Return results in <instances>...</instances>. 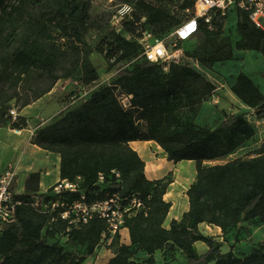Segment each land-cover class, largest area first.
Here are the masks:
<instances>
[{
    "label": "trees",
    "instance_id": "trees-1",
    "mask_svg": "<svg viewBox=\"0 0 264 264\" xmlns=\"http://www.w3.org/2000/svg\"><path fill=\"white\" fill-rule=\"evenodd\" d=\"M129 1L133 11L122 20V30H108L91 48L85 40L90 25L88 0H0V126L8 123L20 130L28 125L24 116L13 120L8 103L19 96L20 83L33 69L54 81L71 78L88 86L99 78L89 53L95 50L109 67H119L110 84L36 131L34 143L60 154L61 179L78 182V189L55 194L53 186L38 192L28 184L26 191L17 192L13 185L14 199L20 203L15 221L0 236V264H81L109 235L106 219L93 216L71 224L59 212L41 211L34 202L71 201L81 195L93 201L116 192L128 198L137 195L142 207L126 214L124 227L131 243L117 242L109 264H155L158 250L167 261L176 260L180 252L188 264H264V244L238 256L232 250L222 252L225 239L199 228L202 222L220 226L225 238L245 222H264V141L253 156L206 164L235 152L252 139L255 128L239 113L225 114L215 127L199 124L202 103L209 100L215 85L190 65L171 63L164 70L162 64L140 56L136 39L140 31L148 28L157 36L165 35L190 17L184 12L192 0H175L183 13L168 7L172 0ZM223 24L216 17L210 22L199 19L189 41L211 47L208 54L196 56L200 63L211 66L233 58L230 44L221 37ZM236 29L241 38L235 48L260 51L264 60V30L253 24L246 11L238 10ZM60 40L71 48L67 64H63L66 49ZM59 66L62 73L57 74ZM231 90L243 104L264 111V92L244 71L237 74ZM122 95L131 96L128 106L122 103ZM134 140H155L168 160L196 161V179L186 192L190 208L169 228L164 221L172 203L164 195L173 179H149L145 161L130 145ZM59 233L85 253L79 256L68 250L55 239ZM118 238L116 232L112 243ZM196 241L205 242L208 249L199 253ZM140 252L147 257L140 258Z\"/></svg>",
    "mask_w": 264,
    "mask_h": 264
},
{
    "label": "rangeland",
    "instance_id": "rangeland-1",
    "mask_svg": "<svg viewBox=\"0 0 264 264\" xmlns=\"http://www.w3.org/2000/svg\"><path fill=\"white\" fill-rule=\"evenodd\" d=\"M88 1L91 5L89 19L90 25L86 32L85 40L87 46L95 48L99 40L108 30L119 29L121 27L120 24L116 22L117 20L115 16H118V11L125 4L132 1ZM168 7H170L173 12L178 10L179 13L184 12L181 8H177L175 0L169 2ZM184 13L188 14L189 12L185 10ZM236 22V12H231L228 18L224 20L223 33L221 36L230 44L233 52L232 59L219 61L211 66L204 65L196 59V56L208 54L211 49L208 43L197 44L196 41L178 42V47L181 48L184 53V59L180 61V64L192 66L215 85L214 90L209 96V100L202 103L197 122L204 126L215 127L222 121L225 114L239 113L242 114L255 128V135L252 139L243 143L232 154L222 159L212 161V164L223 163L241 156H253L255 155V150L259 148L264 141V111L247 107L231 90V86L235 82L237 74L240 71H244L264 92V77L261 75V71L264 67L262 53L257 50H241L235 48L236 42L241 38L236 29ZM169 32L166 34H169ZM54 33H57V31H54ZM123 33L125 32L123 31ZM173 38L174 36L169 37L170 40ZM59 44L66 49V56L63 59V64H67L69 62L71 48L67 41L64 42V40H60ZM88 56L91 58L99 73V78L95 82L88 86H82L76 79L71 78H60L59 80L54 81V79L48 74L33 69L25 75L23 81L20 83L18 87L19 96L8 103L10 108L9 114L14 110L18 116V110L27 106H24L26 102H29L28 105H32L34 101L40 97L46 96V100L49 101L46 111L36 115L33 120L32 117H30L29 126L32 129V126H42L56 120L67 110L76 107L83 100L90 97V95L97 89L110 84L113 81L114 74L119 68L117 66L118 64L114 67H109L108 62L104 57L95 50L89 53ZM140 60L141 59L138 58L135 62ZM128 66L131 67L132 64H128ZM56 73H62V68L60 66L57 67ZM7 125L9 124L7 123ZM55 239L65 244V247L68 250L77 251L78 253L76 254L79 256L80 254L85 253L84 248L67 242L65 235L62 233L56 235ZM224 239L226 244L221 247L222 252L232 250L238 256H246L253 250L257 249L261 244H264V222L257 219L245 222L238 225L236 228L231 229ZM176 259L177 260L173 264H188L183 254L177 256ZM168 262L169 261L163 258V264H167Z\"/></svg>",
    "mask_w": 264,
    "mask_h": 264
},
{
    "label": "crops",
    "instance_id": "crops-1",
    "mask_svg": "<svg viewBox=\"0 0 264 264\" xmlns=\"http://www.w3.org/2000/svg\"><path fill=\"white\" fill-rule=\"evenodd\" d=\"M45 97H40L32 105H27L18 110L19 115L25 116L28 122V125L21 128L19 133L10 125L0 126V173L6 171L10 164L16 167L14 186L17 192L26 191L28 184L31 185L32 189L38 188V192H47L61 179L60 154L38 146L33 140L36 131L44 125L32 126V129L29 126L30 117L33 120L36 115L46 111L49 101ZM130 145L145 161V174L149 179H159L166 176L173 179L164 195V198L172 203L164 221V225L169 228L172 220H180L190 208L186 192L190 184L196 179V161L186 159L174 162L168 160L167 154L155 140H134L130 142ZM212 161L214 160H206L205 163L212 164ZM31 175L34 176L31 178ZM199 228L204 234L215 236L218 240H224L220 226L202 222L199 224ZM113 236L114 233L112 232L108 236H104L94 253L87 256L81 264H109L110 259L115 255L117 242L131 243L127 227L121 228L119 238L115 243H112ZM195 246L199 253L208 249V245L203 241H196ZM180 254L182 253L179 252L177 256ZM139 257L146 258L147 254L140 252ZM163 258L162 251L155 252V264H163ZM176 260H168L167 264H173Z\"/></svg>",
    "mask_w": 264,
    "mask_h": 264
},
{
    "label": "built area",
    "instance_id": "built-area-1",
    "mask_svg": "<svg viewBox=\"0 0 264 264\" xmlns=\"http://www.w3.org/2000/svg\"><path fill=\"white\" fill-rule=\"evenodd\" d=\"M181 2L183 0H180ZM190 13V17L181 25L172 29L169 34L157 36L150 29L145 28L140 31L137 41L141 45V58L163 65L164 70H168L171 63H180L184 59V53L178 47V42L191 40L197 31L199 19L210 22L214 17L226 20L231 12L238 10L246 11L253 24L264 30V0H192L191 7L185 9ZM133 11L132 4H125L116 17V22L120 24L117 31L122 30V20L130 17ZM174 36L173 39H169ZM131 96L122 95L121 101L128 106ZM13 120L17 118L14 110L11 111ZM16 132H20L16 129ZM117 175H119L117 173ZM16 177V167L10 164L8 169L0 173V236L7 224L15 221L16 206L20 201L14 199V185ZM102 177V176H101ZM78 182L68 179H60L53 185V193L58 194L64 190L77 191ZM128 202L125 203L124 200ZM35 206L45 212H59L62 219L71 224L87 222L93 216L106 219L110 232L116 233L124 226L125 216L132 208H141L142 200L137 195L131 198L122 197L118 192L109 195L104 199L87 201L85 195L68 201L65 199L40 200L34 202Z\"/></svg>",
    "mask_w": 264,
    "mask_h": 264
},
{
    "label": "bare ground",
    "instance_id": "bare-ground-1",
    "mask_svg": "<svg viewBox=\"0 0 264 264\" xmlns=\"http://www.w3.org/2000/svg\"><path fill=\"white\" fill-rule=\"evenodd\" d=\"M247 106V105H246Z\"/></svg>",
    "mask_w": 264,
    "mask_h": 264
}]
</instances>
